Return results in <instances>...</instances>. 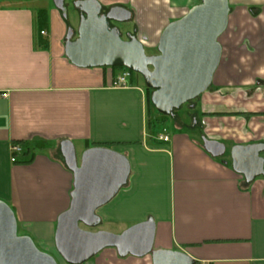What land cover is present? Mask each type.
<instances>
[{"label":"crops","instance_id":"crops-1","mask_svg":"<svg viewBox=\"0 0 264 264\" xmlns=\"http://www.w3.org/2000/svg\"><path fill=\"white\" fill-rule=\"evenodd\" d=\"M97 1L104 11L121 7L131 14L120 30L146 51L156 48L167 24L200 2ZM228 4L230 37L219 42L220 62L197 112L202 136L230 150L264 144V0ZM39 11L46 17L42 29ZM69 27L52 0H0V200L13 210L22 235L45 253L56 251V219L69 207L73 182L61 144H72L79 163L92 144L114 143L131 172L127 185L96 211L103 225L122 232L151 218L154 249L183 252L198 264H264V179L246 184L227 158L197 145L198 132L172 122L177 131L162 130L169 140L158 141L146 129L158 116L146 103L143 80L130 77L127 86L112 87L120 70L72 65L64 55ZM239 112L256 115H228ZM12 144L21 148L15 162ZM147 257L120 258L107 248L83 264H151Z\"/></svg>","mask_w":264,"mask_h":264},{"label":"water","instance_id":"water-1","mask_svg":"<svg viewBox=\"0 0 264 264\" xmlns=\"http://www.w3.org/2000/svg\"><path fill=\"white\" fill-rule=\"evenodd\" d=\"M64 1L52 3L65 20ZM72 6L80 14L79 22L76 29L67 28L64 55L75 67L125 68L141 76L145 87L152 90V107L166 117H173L174 111L210 88L222 54L218 38L228 24V0H200L181 18L167 24L153 55L146 54L135 36L127 33L123 40L120 28L110 25L127 23L131 19L127 10L113 7L102 13L103 7L97 0H75ZM201 142L211 157L224 156L223 143L205 136ZM262 151L264 144L235 145L229 150L231 168L243 176L246 184L264 176ZM61 152L73 177L69 207L57 216L54 231V247L63 262L83 264L112 248L120 258L150 256L151 264H195L183 252L153 248L152 219L119 234L93 231L101 223L96 211L127 185L129 161L113 149L92 147L83 152L78 163L70 142L61 144ZM0 264H58L54 256L40 251L29 236L18 234L15 214L2 200Z\"/></svg>","mask_w":264,"mask_h":264},{"label":"trees","instance_id":"trees-1","mask_svg":"<svg viewBox=\"0 0 264 264\" xmlns=\"http://www.w3.org/2000/svg\"><path fill=\"white\" fill-rule=\"evenodd\" d=\"M35 20H37L38 27H40L41 29L46 27V17H45V14L43 13V11L37 12V15L35 16ZM219 38H218V41H219ZM41 45H42V42H41ZM111 69L121 70L123 68L112 67ZM131 77H133L134 79L135 78H138V77L141 78V76H139V75H137V74H135L133 72H131ZM210 88H211V86H210ZM145 89H146V92H147V94H146V103H147V105H148L149 108H153L152 105H151V103H150V99H149L152 90H150L148 88H145ZM198 100H199V98H197L196 100L191 101V102H189L187 104H184L179 110L174 111L173 117H166V116H163V115H161V114L158 113L159 115L163 116V118L154 120L155 121L154 123H152V121H148L147 122V125H146V129L148 131H150L151 128L154 127V125L159 124V123H162L164 121V119H168L175 126L182 127V128L185 129V131H187L186 130V128H187L186 127V124L189 121V124L190 125H192V124L195 125V130H196V132H198L197 133L198 135L196 134V138H197V141L196 142H197V145L202 148V142H201L202 132L198 130V128H199V120H198V118H200L202 115L201 114H198V112H197V108H198L197 102H198ZM191 106H194V107L192 108ZM182 114H184V115H182ZM228 115H233V116L234 115L235 116H252V115H256V114L239 112V113L228 114ZM177 119L179 120L178 122H177ZM194 121H195V123H194ZM179 122L182 124V126H179L178 125ZM188 128H189V126H188ZM187 132H193V131H190L188 129ZM114 145H115L114 143H112V144H92L91 147H103V148H109V149H111V147L114 146ZM216 159H219L220 160L222 158H216ZM228 165L229 166L231 165V160L230 159H229ZM149 219H151V218H149ZM100 225H102V222L100 223ZM195 264H198V263L195 262Z\"/></svg>","mask_w":264,"mask_h":264},{"label":"rangeland","instance_id":"rangeland-1","mask_svg":"<svg viewBox=\"0 0 264 264\" xmlns=\"http://www.w3.org/2000/svg\"><path fill=\"white\" fill-rule=\"evenodd\" d=\"M39 2H43V0H38ZM46 1H48V4L50 5V0H46ZM71 2V0H66V2H64L65 3V7H66V12H67V24L71 27V28H73V29H76L75 27H76V25H77V22H76V15H75V12H73L72 11V9H73V6H72V3H70ZM67 3V4H66ZM70 3V4H69ZM69 7V8H68ZM129 24V23H128ZM121 26H122V24H121ZM127 29H129V30H131V27L129 26V25H127ZM65 34H66V29H65V31H64V36H65ZM229 37H230V35L227 33V28H226V30L223 32V34L221 35V37L219 38V42L221 43V42H223V41H225V39L227 40V39H229ZM122 39L123 40H125L126 39V36H125V34H123L122 35ZM227 51H229V49H230V47L228 48L227 47ZM148 51H146L145 50V52H146V54H149V55H153V54H156V48H153V49H147ZM228 54H229V52H228ZM228 57L227 58H225V60L224 61H222V62H225V64H228ZM151 112H152V114L154 115V116H158V119H161V118H163V116H161V115H159L153 108H151ZM182 115H184V114H182ZM180 119V118H179ZM179 120L177 119V122H178ZM155 121H154V119H152V123H154ZM156 124V123H155ZM178 125L179 126H182V124L179 122L178 123ZM188 126H189V128H188ZM186 130L188 131V129L190 130V131H194L195 130V125H190L189 124V121L187 122V124H186ZM162 130H164L165 132H167V133H169V134H174L177 130H175L174 129V127H173V125L171 124V122H170V120H168V119H164V121L162 122V123H159V124H156V125H154V127H153V131H154V135H157V134H159L160 132H162ZM194 133H196V131H194ZM168 134V135H169ZM227 161L229 162V157L227 158ZM130 172H131V170H130ZM130 227V226H129ZM128 228V227H127ZM127 228H125L124 230H126ZM123 230V231H124ZM93 231H106V232H109V233H112V234H119V233H121L119 230H118V228L116 227V226H106V225H99L98 227H96ZM17 232H18V234L19 235H22V231L20 230V229H18V227H17ZM36 245V244H35ZM36 247L40 250V251H42V252H46V250H44L43 248H40V246H37L36 245ZM52 256H54L55 257V259L57 260V263L58 264H66L65 262H63L62 260H61V258L58 256V254H57V252L56 251H52V254H51ZM147 262L148 263H150V261H151V259H150V256L149 257H147Z\"/></svg>","mask_w":264,"mask_h":264},{"label":"built area","instance_id":"built-area-1","mask_svg":"<svg viewBox=\"0 0 264 264\" xmlns=\"http://www.w3.org/2000/svg\"><path fill=\"white\" fill-rule=\"evenodd\" d=\"M44 34H45L44 31H41V35H44ZM130 77H131L130 70L125 69V68L121 69L119 73L117 74V76L115 77V79L113 80L112 87L122 88V87L127 86V82ZM156 139L158 141L166 142L169 140V137L168 135L161 133L156 136ZM10 151H11V162H15L16 160L15 156L21 152V148L16 144H12L10 147Z\"/></svg>","mask_w":264,"mask_h":264},{"label":"flooded vegetation","instance_id":"flooded-vegetation-1","mask_svg":"<svg viewBox=\"0 0 264 264\" xmlns=\"http://www.w3.org/2000/svg\"><path fill=\"white\" fill-rule=\"evenodd\" d=\"M72 1H74V0H72ZM65 2H66V0H65ZM67 4V3H66ZM67 7V6H66ZM74 12H75V15H76V22H77V25H78V22H79V12L78 11H75L74 10ZM106 11H102V13H105ZM66 21H67V19H65ZM77 25H76V27H77ZM110 25L112 26V27H114V26H118L119 28H120V26H121V24L119 25V24H116V23H114V22H110ZM75 27V28H76ZM123 34H125V32H122V35ZM76 37V35L74 34V36H73V38L72 39H74ZM194 123H195V121H194ZM226 147V146H225ZM260 156L262 157V158H264V151H262L261 153H260ZM224 158H228L229 157V149L228 148H226V151H225V154H224V156H223ZM223 157H221V158H223ZM229 159H230V157H229ZM263 179H264V176L262 177ZM94 230V229H93Z\"/></svg>","mask_w":264,"mask_h":264}]
</instances>
